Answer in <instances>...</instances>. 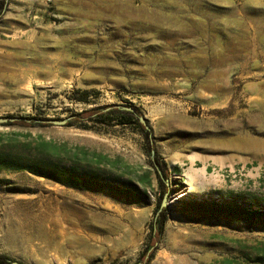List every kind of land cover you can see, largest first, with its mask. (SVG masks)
Wrapping results in <instances>:
<instances>
[{
  "label": "rangeland",
  "instance_id": "obj_1",
  "mask_svg": "<svg viewBox=\"0 0 264 264\" xmlns=\"http://www.w3.org/2000/svg\"><path fill=\"white\" fill-rule=\"evenodd\" d=\"M6 2L0 118L25 121L0 126V151L89 164L101 183L117 191L129 181L144 196L2 172L0 255L19 264L143 261L158 187L141 137L119 126L44 122L131 105L169 178L166 223L146 264H264L263 229L178 213L193 196L264 200V0ZM76 90L98 95L82 104Z\"/></svg>",
  "mask_w": 264,
  "mask_h": 264
},
{
  "label": "trees",
  "instance_id": "obj_2",
  "mask_svg": "<svg viewBox=\"0 0 264 264\" xmlns=\"http://www.w3.org/2000/svg\"><path fill=\"white\" fill-rule=\"evenodd\" d=\"M6 4V0H0V17L5 12ZM72 94L74 95L73 100L82 104H89L88 98L92 95H98L96 91L80 90H76ZM116 107L109 106L91 109L79 115H73L66 126L73 127L81 123H90L91 125L101 127L119 126L134 129L141 137L144 154L149 158L150 163L152 165L154 164L159 171L155 168L152 171L158 187L157 215L164 195L170 192L169 186L165 184L169 180L167 167L160 161L157 153L152 155L154 148L151 141V134L149 130L139 123L138 117L141 116L139 111L131 105H127L124 108H129L132 111H126ZM48 121L45 120L44 122L47 123ZM80 128L89 129L87 125ZM42 146L46 147L48 145L44 144ZM79 165L82 166V171H79ZM88 165L73 161L65 163L61 158L48 154L28 157L7 151H0V173L27 172L35 177L67 188L106 191L111 195H118L126 199L138 200L139 197L144 196L143 193L139 192L137 186L129 181L122 183L125 186L118 189L117 192L112 184L101 183L102 179ZM100 166L102 164H98L97 167L100 168ZM178 204L180 206L178 213L190 222L207 220L216 225H225L228 227L232 224L247 223L250 225L249 230H253V227L264 230V200L258 199L255 196L248 198L242 194H231L228 196L219 195L216 199L193 196L190 199L179 201ZM165 223L166 209H161V212L156 216L144 253L141 256L145 263L152 259L155 244L163 233ZM8 261L5 256L0 255V264H8Z\"/></svg>",
  "mask_w": 264,
  "mask_h": 264
},
{
  "label": "water",
  "instance_id": "obj_3",
  "mask_svg": "<svg viewBox=\"0 0 264 264\" xmlns=\"http://www.w3.org/2000/svg\"><path fill=\"white\" fill-rule=\"evenodd\" d=\"M116 108H119V109H122V110H126V111H132L129 108H124V107H119V106H117ZM70 120L71 119L62 120V121L53 120V121H48L47 124H49L51 126H54V127H65L66 124ZM138 120H139V123L141 125H143L148 130L146 119L143 116H140V117H138ZM19 121H25V120L18 119V118H12V117H9V118H0V126L1 125H6V124H11V123H14V122H19ZM153 154H154V152H152V155ZM155 169L158 171L157 167H155ZM166 184L168 185L167 182H166ZM166 198H167V194L164 195V197H163V199L161 201L160 209H159L157 215L161 212V209H163V208H165L167 206V199ZM8 264H19V263L8 261ZM138 264H146V263L144 261H142V262H139Z\"/></svg>",
  "mask_w": 264,
  "mask_h": 264
},
{
  "label": "bare ground",
  "instance_id": "obj_4",
  "mask_svg": "<svg viewBox=\"0 0 264 264\" xmlns=\"http://www.w3.org/2000/svg\"><path fill=\"white\" fill-rule=\"evenodd\" d=\"M151 35V34H150Z\"/></svg>",
  "mask_w": 264,
  "mask_h": 264
},
{
  "label": "crops",
  "instance_id": "obj_5",
  "mask_svg": "<svg viewBox=\"0 0 264 264\" xmlns=\"http://www.w3.org/2000/svg\"><path fill=\"white\" fill-rule=\"evenodd\" d=\"M1 18V17H0Z\"/></svg>",
  "mask_w": 264,
  "mask_h": 264
}]
</instances>
